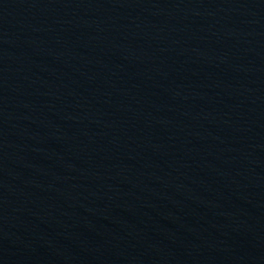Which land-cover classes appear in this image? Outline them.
<instances>
[{
	"label": "water",
	"instance_id": "water-1",
	"mask_svg": "<svg viewBox=\"0 0 264 264\" xmlns=\"http://www.w3.org/2000/svg\"><path fill=\"white\" fill-rule=\"evenodd\" d=\"M0 264H264V0H0Z\"/></svg>",
	"mask_w": 264,
	"mask_h": 264
}]
</instances>
